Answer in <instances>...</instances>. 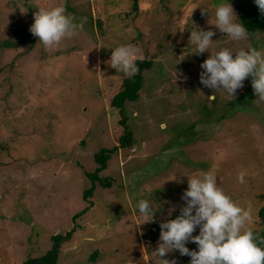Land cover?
Returning <instances> with one entry per match:
<instances>
[{
	"label": "rangeland",
	"instance_id": "rangeland-1",
	"mask_svg": "<svg viewBox=\"0 0 264 264\" xmlns=\"http://www.w3.org/2000/svg\"><path fill=\"white\" fill-rule=\"evenodd\" d=\"M248 1L228 0L237 17ZM222 2L141 0L137 13L134 0H0V264L44 256L56 235L67 239L58 264H160L152 254L160 225L185 206L188 177L204 172L238 205L251 203L248 226L264 232V102L254 103L251 77L235 98L204 87L200 65L210 53L189 43L194 24L216 33L210 52L264 50V27L240 41L215 28ZM55 6L82 27L45 48L29 29L39 7ZM121 45L153 66L139 100L125 105L133 144L111 155L86 200L94 155L124 133L110 100L129 76L106 63ZM141 198L155 215L139 214ZM164 258L191 261L178 250Z\"/></svg>",
	"mask_w": 264,
	"mask_h": 264
},
{
	"label": "clouds",
	"instance_id": "clouds-1",
	"mask_svg": "<svg viewBox=\"0 0 264 264\" xmlns=\"http://www.w3.org/2000/svg\"><path fill=\"white\" fill-rule=\"evenodd\" d=\"M254 2L264 14V0ZM207 13L208 10L203 9L202 14ZM238 21L228 0L215 6V28L226 33L233 41L249 37L248 30ZM81 27L63 6L39 7L29 31L39 38L38 44L51 48L59 45L63 39L76 35ZM190 32L189 43L195 45L196 54L210 53L200 65L203 70L200 83L204 87L214 90V93L224 90L235 98L237 91L244 87L243 82L251 77L254 94L258 97L254 103L264 102V50L241 48L233 52L223 48L210 52L216 33L194 24ZM137 55L135 47L121 45L112 50L106 63L117 72L131 77L139 71L135 63ZM207 98L215 100L216 94ZM244 176L245 173H240V183L244 182ZM181 199L185 206L180 209V215L160 225V239L156 250L152 252L160 264H177L176 260L164 258L169 252L177 250L181 256L191 258L190 264H264V249L257 245V237L248 226L252 222L251 203L246 207L235 203L218 186L217 178L210 172L188 177V189ZM135 208L142 217L155 215L149 202L143 198L138 200ZM198 227L199 234L193 235ZM189 242L195 243L198 250L190 251L186 246Z\"/></svg>",
	"mask_w": 264,
	"mask_h": 264
},
{
	"label": "trees",
	"instance_id": "trees-1",
	"mask_svg": "<svg viewBox=\"0 0 264 264\" xmlns=\"http://www.w3.org/2000/svg\"><path fill=\"white\" fill-rule=\"evenodd\" d=\"M140 1L134 0L133 9L140 13ZM236 10L238 13V20L242 23L245 28L248 30L249 35H254L261 31L264 27V14H262L255 4L254 0H249L246 3H239L236 6ZM154 59L148 60H137L135 61L136 66L139 71L123 80L120 91L114 95V97L110 100V107L116 109L121 117L119 121L121 125L124 127V133L119 137V146L114 147L113 149L104 148L101 149L98 153L94 155L95 162L97 163V168L93 173H87V176L92 180V187L85 192V199L89 200L90 195L94 192L96 188V182L101 183V179L99 177L100 172L106 170L108 166V162L111 159V155L114 154L119 148L128 149L133 144L132 133L129 131V127L126 124L127 118L125 116V105L128 102H136L140 98V92L142 91L144 84V71L149 70L153 66ZM111 184H108L107 187H110ZM261 214L264 216V209H262ZM82 215L79 214L76 217H80ZM180 214L174 215L171 219H175ZM155 233H158V229L152 230L150 234V238L152 240L156 239ZM70 233H68L69 235ZM71 235V234H70ZM69 235V236H70ZM256 243L259 247L264 249V232L257 236ZM66 237L63 235H56L52 238V248L42 257L32 258L27 260L24 264H58L62 244L66 241ZM98 252H94L92 256V262L95 261L98 257Z\"/></svg>",
	"mask_w": 264,
	"mask_h": 264
}]
</instances>
